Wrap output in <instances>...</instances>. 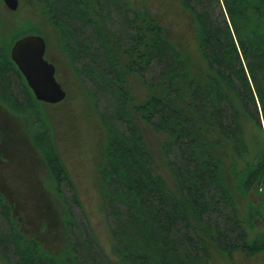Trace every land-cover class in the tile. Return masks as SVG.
<instances>
[{"label":"trees","instance_id":"trees-1","mask_svg":"<svg viewBox=\"0 0 264 264\" xmlns=\"http://www.w3.org/2000/svg\"><path fill=\"white\" fill-rule=\"evenodd\" d=\"M40 2L106 130L98 176L119 264H208L212 245L230 260L264 251V229L250 236L235 199L264 189V138L252 155L245 137L247 121L261 131L264 122V0H181L194 18L201 68L151 13L126 0ZM9 54L0 47V93L30 109L37 101L28 86L18 87L27 104L12 89L14 73L24 78ZM132 76L148 90L143 102L131 92ZM136 118L167 137L162 151L177 193L158 173ZM42 149L66 212V247L51 253L24 235L0 195L1 258L114 264L60 157L47 144ZM246 219L255 229L264 206L250 205Z\"/></svg>","mask_w":264,"mask_h":264},{"label":"rangeland","instance_id":"rangeland-1","mask_svg":"<svg viewBox=\"0 0 264 264\" xmlns=\"http://www.w3.org/2000/svg\"><path fill=\"white\" fill-rule=\"evenodd\" d=\"M126 1L136 10L151 13L164 27L168 39L191 59L195 67L205 66L199 52L194 18L183 9L181 0ZM30 35H40L46 40L47 59L56 66L57 79L67 97L57 105L37 102L30 109L18 110L9 96L0 93V195L11 207L14 220L24 235L36 239L51 253L63 251L67 243L66 212L54 192V182L46 165V151L42 144H47L56 151L68 171L99 245L114 264H119L102 205V184L98 176L106 130L64 56L60 35L40 0H19L16 12L10 11L4 0H0V47L10 53L20 37ZM129 86L138 103L146 100L148 90L137 76L129 78ZM20 93L22 97L18 98ZM20 93L17 88L18 101L27 104L25 93ZM136 119L154 156L158 173L164 177L170 190L177 193L162 151L167 137ZM245 137L251 154L255 155L257 145L264 138V122L261 131L253 122L247 121ZM235 199L240 218L253 237L264 229V222L256 219L252 230L246 213L250 205L264 206V189H254L247 197L236 195ZM209 253L208 264H264V251L252 256L238 252L230 260L212 245ZM0 264H6L1 256Z\"/></svg>","mask_w":264,"mask_h":264},{"label":"water","instance_id":"water-1","mask_svg":"<svg viewBox=\"0 0 264 264\" xmlns=\"http://www.w3.org/2000/svg\"><path fill=\"white\" fill-rule=\"evenodd\" d=\"M12 12L19 8V0H4ZM46 42L40 36H27L18 40L12 48L11 57L38 102L57 105L67 93L56 79V68L45 59ZM1 141V133H0Z\"/></svg>","mask_w":264,"mask_h":264},{"label":"flooded vegetation","instance_id":"flooded-vegetation-1","mask_svg":"<svg viewBox=\"0 0 264 264\" xmlns=\"http://www.w3.org/2000/svg\"><path fill=\"white\" fill-rule=\"evenodd\" d=\"M41 3V2H40ZM44 6V5H43ZM16 12V11H15ZM35 36H40V35H35ZM23 37H25V36H23ZM23 37H20L18 40H20L21 38H23ZM17 40V41H18ZM16 41V42H17ZM46 41V40H45ZM15 42V43H16ZM15 43H14V45H15ZM13 45V46H14ZM13 48V47H12ZM12 48H11V51H12ZM11 51H10V59H11V61L13 62V60H12V57H11ZM47 53H48V51H47V43H46V53H45V59L48 61V59H47ZM49 63H51L50 61H48ZM15 64V63H14ZM52 64V63H51ZM54 65V64H53ZM16 66V65H15ZM55 66V65H54ZM55 68H56V66H55ZM11 72L13 73L14 71H12L11 70ZM18 75V74H17ZM15 73H14V77H15V79L16 80H18V82H14L13 83V85H12V89H17L18 87H25V85H27L28 86V83H27V81H26V79L24 78V76H23V78H24V80L21 78V77H19V75L17 76ZM56 79H57V69H56ZM15 80V81H16ZM57 81H58V79H57ZM59 82V81H58ZM29 87V86H28ZM30 89V88H29ZM2 90V88H1V85H0V91ZM0 133H1V140H2V132H1V130H0ZM1 142V141H0ZM47 165V164H46ZM48 168V167H47ZM49 170V169H48Z\"/></svg>","mask_w":264,"mask_h":264},{"label":"bare ground","instance_id":"bare-ground-1","mask_svg":"<svg viewBox=\"0 0 264 264\" xmlns=\"http://www.w3.org/2000/svg\"><path fill=\"white\" fill-rule=\"evenodd\" d=\"M30 36H32V35H30ZM33 36H35V35H33ZM27 37V36H26ZM22 39V38H21ZM44 39V38H43ZM46 42V41H45ZM14 62V61H13ZM17 66V65H16ZM18 68V67H17ZM19 69V68H18ZM20 71V70H19ZM21 72V71H20ZM22 74V73H21ZM25 78V77H24ZM29 86V85H28ZM30 88V87H29ZM31 89V88H30ZM32 91V90H31ZM33 92V91H32ZM37 101V100H36ZM38 102V101H37ZM40 103H42V102H40ZM45 104H47V103H45Z\"/></svg>","mask_w":264,"mask_h":264}]
</instances>
